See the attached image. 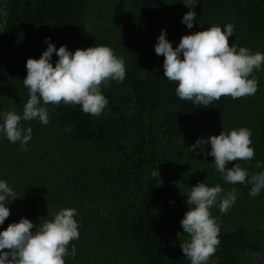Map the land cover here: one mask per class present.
<instances>
[{"label":"trees","instance_id":"obj_1","mask_svg":"<svg viewBox=\"0 0 264 264\" xmlns=\"http://www.w3.org/2000/svg\"><path fill=\"white\" fill-rule=\"evenodd\" d=\"M188 10L180 0H0V110L22 113L25 62L39 58L46 37L70 51L108 45L126 67L122 82L102 88L109 103L101 115L48 104L47 124L21 121L32 128L27 151L0 133V179L17 195L0 230L24 217L34 231L59 209L74 207L79 238L70 241L76 255L65 264H190L180 248L188 238L179 223L186 195L197 182L219 183L225 192L235 188L237 199L223 214L210 209L219 218L214 264H264V190L251 197L249 185L224 182L206 143L223 129L250 128L255 155L227 166L260 171L264 64L252 73L254 95L202 106L175 95L176 82L163 76L164 57L154 51L161 29L175 47L182 35L231 22L230 44L264 53V0H197L191 29L181 23Z\"/></svg>","mask_w":264,"mask_h":264},{"label":"clouds","instance_id":"obj_2","mask_svg":"<svg viewBox=\"0 0 264 264\" xmlns=\"http://www.w3.org/2000/svg\"><path fill=\"white\" fill-rule=\"evenodd\" d=\"M188 7L181 17L187 28L193 27L196 16L193 6L197 0H180ZM3 13H0L2 15ZM234 25H210L203 30L182 35L173 47L161 29L154 51L163 55V76L176 82L175 95L193 104L208 106L221 96L233 99L254 95L258 81L252 75L264 64V53L253 52L248 47L229 43ZM46 49L39 58H27L26 76L23 84L28 98L22 113L14 110H0V133L10 142L19 143L20 151H27V143L32 136L31 126L25 127L21 121L38 120L49 122L48 104L79 105L80 110L92 116H99L108 106V98L102 88H108L110 81L122 82L126 76L124 58L115 54L108 45L94 44L86 48L68 50L66 45L58 48L49 38H45ZM55 52L58 59L52 62ZM66 131H71L66 125ZM252 130L237 127L222 130L218 135H210L206 143L210 146L208 155L214 157V168L224 182L249 185L248 194L258 196L264 190V162L257 160L260 171L249 173L238 163L228 167L230 161H250L255 155L252 147ZM200 145L197 140L190 151ZM158 169L152 172L158 177ZM17 198L14 189L4 179H0V225L10 215L9 201ZM237 199L236 189L225 192L221 185L209 186L204 182L193 185L187 195V210L179 221L187 239L180 243L181 251L190 264H208L219 244L218 217L211 215L213 205L221 214L227 212ZM77 209L61 208L51 219L35 225L24 217L9 223L0 230V264H65V257L74 258L76 246L70 241L79 238V221L74 217ZM8 249V251H5Z\"/></svg>","mask_w":264,"mask_h":264},{"label":"rangeland","instance_id":"obj_3","mask_svg":"<svg viewBox=\"0 0 264 264\" xmlns=\"http://www.w3.org/2000/svg\"><path fill=\"white\" fill-rule=\"evenodd\" d=\"M208 264H214V259L212 256L209 257Z\"/></svg>","mask_w":264,"mask_h":264}]
</instances>
